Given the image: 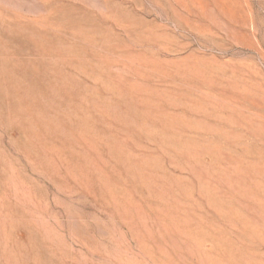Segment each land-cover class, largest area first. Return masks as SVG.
<instances>
[{"label":"rangeland","instance_id":"1","mask_svg":"<svg viewBox=\"0 0 264 264\" xmlns=\"http://www.w3.org/2000/svg\"><path fill=\"white\" fill-rule=\"evenodd\" d=\"M0 264H264V0H0Z\"/></svg>","mask_w":264,"mask_h":264}]
</instances>
